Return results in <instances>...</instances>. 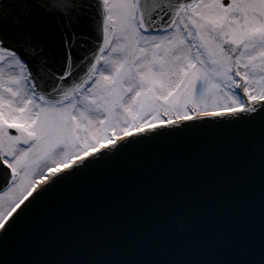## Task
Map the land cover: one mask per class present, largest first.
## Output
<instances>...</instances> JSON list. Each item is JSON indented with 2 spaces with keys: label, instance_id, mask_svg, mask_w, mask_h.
Returning a JSON list of instances; mask_svg holds the SVG:
<instances>
[{
  "label": "snow or ice",
  "instance_id": "6c2138e0",
  "mask_svg": "<svg viewBox=\"0 0 264 264\" xmlns=\"http://www.w3.org/2000/svg\"><path fill=\"white\" fill-rule=\"evenodd\" d=\"M97 4L102 42L99 36L82 61L79 82H70L69 70L46 92L38 77L52 53L44 55L43 41L26 48L35 65L0 41V264H218L173 257L158 241L148 257L109 258L111 233L94 232L113 209L108 190L133 184V170L120 167L127 155L194 130L237 142L264 135V0ZM69 6L70 0H52L55 9ZM252 147L264 157V143ZM187 211L176 200L163 215L186 233ZM181 219L187 230L178 227ZM248 232L240 226L238 245L250 244ZM58 237L75 245L95 240L93 254L25 255ZM222 264L250 261L239 254Z\"/></svg>",
  "mask_w": 264,
  "mask_h": 264
},
{
  "label": "water",
  "instance_id": "95a60500",
  "mask_svg": "<svg viewBox=\"0 0 264 264\" xmlns=\"http://www.w3.org/2000/svg\"><path fill=\"white\" fill-rule=\"evenodd\" d=\"M98 16L97 0H70L66 12L53 8L52 0H0V41L31 65L36 61L26 48L43 41L44 55L49 51L52 55L38 83L49 92L56 87L57 75L71 70L70 82L85 75L82 61L99 36L102 42ZM260 143L264 135L259 132L237 142L230 136L194 130L127 155L120 167L133 170V184L123 182L108 190L113 209L94 232L96 237L111 233L105 255L148 257L151 242L158 241L173 257L191 255L222 264L244 254L250 264H264V157L252 147ZM153 191L159 195H152ZM176 200L188 210L186 233L177 231L174 217L163 215ZM241 225L249 230L248 246L236 242ZM94 247L95 240L75 245L58 237L25 255L39 260L87 257Z\"/></svg>",
  "mask_w": 264,
  "mask_h": 264
},
{
  "label": "clouds",
  "instance_id": "9594fccd",
  "mask_svg": "<svg viewBox=\"0 0 264 264\" xmlns=\"http://www.w3.org/2000/svg\"><path fill=\"white\" fill-rule=\"evenodd\" d=\"M180 228H181L182 231L183 230H187L186 222L183 219H181V221H180Z\"/></svg>",
  "mask_w": 264,
  "mask_h": 264
},
{
  "label": "rangeland",
  "instance_id": "374dc122",
  "mask_svg": "<svg viewBox=\"0 0 264 264\" xmlns=\"http://www.w3.org/2000/svg\"><path fill=\"white\" fill-rule=\"evenodd\" d=\"M105 74H107V71L105 72Z\"/></svg>",
  "mask_w": 264,
  "mask_h": 264
}]
</instances>
